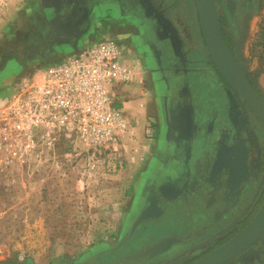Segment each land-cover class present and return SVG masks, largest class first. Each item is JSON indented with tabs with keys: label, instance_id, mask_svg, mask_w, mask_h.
Returning a JSON list of instances; mask_svg holds the SVG:
<instances>
[{
	"label": "flooded vegetation",
	"instance_id": "1",
	"mask_svg": "<svg viewBox=\"0 0 264 264\" xmlns=\"http://www.w3.org/2000/svg\"><path fill=\"white\" fill-rule=\"evenodd\" d=\"M213 1L228 35L231 19L252 11V0ZM37 9L34 33L50 41L95 40L97 18L108 17L109 25L111 18L119 20L117 28H126L133 39L111 32L114 39L136 46L162 86L161 111L151 124L158 152L148 162L128 219L136 225L118 240L117 250L97 252L91 264H136L135 257L150 246L145 256L152 264H190L244 228L264 200V129L224 81L212 104L200 100L194 107L186 67L195 47L177 11L158 10L152 0H41ZM170 217L182 222L155 233L153 224ZM223 264H264V235Z\"/></svg>",
	"mask_w": 264,
	"mask_h": 264
},
{
	"label": "rangeland",
	"instance_id": "2",
	"mask_svg": "<svg viewBox=\"0 0 264 264\" xmlns=\"http://www.w3.org/2000/svg\"><path fill=\"white\" fill-rule=\"evenodd\" d=\"M40 1L26 0L24 10L16 20H11L12 26L6 29L8 32L0 34V70L11 59L19 64L36 57L35 33H31V24L35 21L33 17ZM152 1L158 10L177 11L180 27L184 31L190 30L195 49L187 55L186 68L192 85L186 90L196 100L194 107L199 108L202 103L212 104V97L218 95L222 85L209 62L192 0ZM249 6L252 11L246 17L240 13L231 19L229 38L232 49L240 52L245 61L246 75L264 95V0H252ZM245 19L248 24L241 39ZM66 60L57 59L55 63ZM46 63L44 67L54 64ZM16 64L9 63L1 72L2 76H27L38 69L34 65L38 64L36 62L30 69L21 71ZM150 69V86L145 100L148 109L144 116L148 134L154 136L155 128L151 124L157 121L161 111L162 86H158ZM12 94L13 91L11 94L5 92L0 99L8 101ZM124 116L133 129L135 123ZM67 149L65 144H58L51 154L60 160L61 169L51 168L50 163L47 167L34 163L13 171L0 169V262L91 264L97 252L115 249L118 240L131 234L132 230H128L135 227L136 221L131 224L128 219L142 182L124 183L123 177L129 166L127 157H122L120 169L108 173V160L103 162L102 156L91 163L90 169L79 157L71 162L64 161L62 155ZM179 222H182L179 218L170 217L154 223L153 230L155 233L164 232L166 226L174 229ZM162 241L160 236L154 246H159ZM150 250L151 246L140 252L135 257L136 264H152L145 256ZM102 263L111 264L103 260Z\"/></svg>",
	"mask_w": 264,
	"mask_h": 264
},
{
	"label": "built area",
	"instance_id": "3",
	"mask_svg": "<svg viewBox=\"0 0 264 264\" xmlns=\"http://www.w3.org/2000/svg\"><path fill=\"white\" fill-rule=\"evenodd\" d=\"M8 3L0 0V16ZM133 77L116 42L107 38L21 77L12 97L0 99V169L34 163L61 169L51 155L58 144L68 147L62 155L66 162L79 157L90 169L102 156L108 173L120 169L121 146L133 135L119 88Z\"/></svg>",
	"mask_w": 264,
	"mask_h": 264
},
{
	"label": "crops",
	"instance_id": "4",
	"mask_svg": "<svg viewBox=\"0 0 264 264\" xmlns=\"http://www.w3.org/2000/svg\"><path fill=\"white\" fill-rule=\"evenodd\" d=\"M24 3H26V0H9L7 8L0 16V34H5V32L7 31L6 29L9 26H12L13 21L11 20H16L18 18L20 12L24 10ZM29 16L30 15H28V17ZM35 17L36 16H34L33 18ZM113 19L114 18L110 19L112 22L111 25H109L108 17L104 16L100 19L97 18L94 28L92 29L93 31L98 32L97 39L95 40H85V38L77 37L75 41H73V43L65 39L50 41L49 38L45 39L44 33H41L40 41V38L37 36L36 32L35 37H33L35 39L34 48L36 50V57L33 58V60L30 62L24 63V61L19 64H16L15 59H11L7 61L4 67L0 70V96H2V94H4L5 92L11 94V92L14 91L15 85L18 80L21 77H24H18V75L14 76L15 74H5L4 76H2L1 72L9 63H15L18 71H21L25 70V68L30 69L29 67H31L33 63L36 62L38 64L34 65H36L38 69H36L34 73H39L46 67L50 66L48 65L44 67L45 64H48L46 62H54V64H56L55 61L57 59H68L76 55L86 46L96 43L102 39L107 38L115 40V34L112 35L113 33H116L117 36L133 39L126 28H117L116 23L120 21L117 19ZM35 21L31 24V33H34L36 29ZM116 44L120 50L123 62L132 68V73L134 76L131 83L123 85L119 88V97L122 100L121 107L123 109V112L128 117V119L132 120L135 123V126L132 129V138L127 139L122 144L120 149L121 155L127 157V160L129 161V166H127V171L123 177V180H125L124 183H126V185H132L137 182H142V185L147 174L146 169L148 166V162L151 157L153 155H156V153L158 152L157 142L159 141V138H156L155 135L150 136L148 134L149 129L146 126L144 116L148 109V103L145 100L148 97V86H150L148 83V69L151 68V64H148V60L140 58L138 51H135L138 49L136 46H128L125 43H120L117 41ZM51 65L53 64L51 63Z\"/></svg>",
	"mask_w": 264,
	"mask_h": 264
},
{
	"label": "water",
	"instance_id": "5",
	"mask_svg": "<svg viewBox=\"0 0 264 264\" xmlns=\"http://www.w3.org/2000/svg\"><path fill=\"white\" fill-rule=\"evenodd\" d=\"M197 22L209 61L222 80L255 115L264 129V96L250 83L245 72V61L240 52L231 50L222 35L218 10L213 0H192ZM248 20L243 22L240 38L245 35ZM264 235V200L249 223L239 230L229 241L217 247L201 259L190 264H223L233 259L243 249ZM0 264H22L0 262Z\"/></svg>",
	"mask_w": 264,
	"mask_h": 264
},
{
	"label": "trees",
	"instance_id": "6",
	"mask_svg": "<svg viewBox=\"0 0 264 264\" xmlns=\"http://www.w3.org/2000/svg\"><path fill=\"white\" fill-rule=\"evenodd\" d=\"M219 22H220V21H219ZM224 30H225L224 28L221 29V31H222V35H223V37H224V40H225V42H226V45L232 50V42H231V40H230V38H229V35H228ZM209 62H210V61H209ZM210 64L213 65L211 62H210ZM213 67H214V66H213ZM215 73H216V75L219 77V79H220L221 81H223L222 78L220 77V75H219L217 72H215ZM247 78L249 79L248 76H247ZM249 81H250V83L254 86V88H256V89L258 90V92H259L262 96H264V95L260 92V90L258 89L257 85H256L251 79H249Z\"/></svg>",
	"mask_w": 264,
	"mask_h": 264
}]
</instances>
